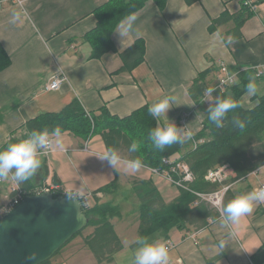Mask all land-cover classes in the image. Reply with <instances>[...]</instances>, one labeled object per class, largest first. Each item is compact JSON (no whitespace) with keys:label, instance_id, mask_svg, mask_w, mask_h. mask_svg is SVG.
<instances>
[{"label":"crops","instance_id":"crops-1","mask_svg":"<svg viewBox=\"0 0 264 264\" xmlns=\"http://www.w3.org/2000/svg\"><path fill=\"white\" fill-rule=\"evenodd\" d=\"M109 1L23 0L19 3L0 0V42L11 56V64L0 71V149L15 134L20 135L30 119L42 113L59 112L75 99L91 114L100 115L106 108L112 115L124 118L145 105L151 106L160 99L174 96L175 104L169 109L168 117L179 126L186 125L195 135L202 130L208 116L207 100H214L213 95L207 96L204 108L199 109L191 97L189 87L200 72L223 61L233 73L252 72L254 80H264V0H254L256 10H250L252 13L241 25L238 36L233 33L236 28L233 17L245 9L243 0H196L192 3L167 0L163 10L149 0L116 26L115 30L135 17L133 31L123 43L114 30L112 38L116 50L97 58L93 57V48L84 38L97 25L96 10ZM14 12L20 13L16 23L11 22ZM224 12L231 17L211 30L213 20ZM138 39L146 43L145 60L130 72H120L121 53ZM256 69L263 70L261 78L255 76ZM61 70L67 74L68 81L59 90H46L48 82ZM220 76L219 71L215 72L209 75V80L215 83ZM254 94L247 92L241 97L245 108L256 106L249 102ZM168 117L160 119L163 123L172 122ZM68 132L71 152L57 151L43 157L41 167L32 176L35 187L53 181L67 190L91 194L115 178L119 182L122 173L139 199L135 190L139 181L153 180L155 183L154 175L148 170L143 169L142 176L140 170L131 174L121 166L116 173L97 158L107 150L101 134L87 140ZM86 141L91 151L81 149ZM58 148L67 147L59 145ZM56 153L62 156L53 157ZM10 175L18 187V181ZM235 181L231 191L236 197L260 186L264 182V169ZM2 183L0 206L10 198L13 186L9 184L3 196ZM117 188L112 191L116 192ZM159 191L166 202L175 199L166 198ZM209 221L201 228L188 223L182 228H172L167 235H155L156 241L175 244L170 249L169 264H256L254 257L264 244V204L235 223H222L221 215ZM112 222L124 244L119 226L122 232L132 228L138 235L139 210L122 212V216L113 218ZM221 241L224 242L222 249L219 247ZM124 248L125 245L115 255V261ZM82 251L60 252L61 258L52 259V263L97 264L94 254ZM84 254L88 262L81 258Z\"/></svg>","mask_w":264,"mask_h":264},{"label":"trees","instance_id":"trees-1","mask_svg":"<svg viewBox=\"0 0 264 264\" xmlns=\"http://www.w3.org/2000/svg\"><path fill=\"white\" fill-rule=\"evenodd\" d=\"M149 0H110L96 10L98 21L96 27L88 32L85 41L93 48V57H100L108 51L116 50L113 42V32L116 26L126 17L144 7ZM163 10L167 0H153ZM196 0H187L192 3ZM243 12L234 16L236 28L233 33L238 36L240 27L252 13L247 7ZM231 16L224 12L219 18L214 19L210 29L214 30L219 24ZM146 43L143 39L136 40L122 53L123 65L120 72H130L145 60ZM11 64V56L0 42V71ZM219 69H206L198 74L189 87V93L199 109L204 108V96L208 88H214L215 83L209 80V75L218 73ZM235 84L225 89H217L213 92L214 100L217 98H231L239 106L229 112L224 126L217 128L208 116L204 120L202 130L192 135V138L183 144H174L163 151L157 149L148 138L151 129L157 126V120L148 113L150 105H145L134 111L131 115L118 118L103 108L100 115L91 114L94 119V129L91 120L80 102L75 99L63 110L54 113H42L30 119L20 135L15 134L0 149L3 151L10 144L28 138L34 131H43L60 127L63 131H71L76 135L86 138L91 132L102 135L107 149L116 148L128 159L141 158L144 164L161 166L165 157H175L186 161L197 176L195 187L201 191H213L217 185L204 180L205 173L220 164L228 163L235 172L233 180L247 176L264 165V96L260 103L253 108H245L241 103V97L247 90V85L252 79V72H241ZM240 121L235 125L233 119ZM160 124L164 123L160 119ZM136 142L140 145L137 152H130L129 146ZM57 181V180H56ZM118 179L115 178L96 192L116 189ZM42 185V184H41ZM39 185V186H41ZM32 177L24 182L18 181V188L13 196L20 195L23 198L33 194L35 188ZM140 199L139 207V238L149 237L153 234L167 235L174 227L195 224L197 228L207 225L210 220L217 219L221 213L205 203L194 205L196 196L184 190H180V196L166 202L153 180H140L135 188ZM61 195L60 193L55 196ZM235 198L232 191H228L224 205ZM95 204L83 208L90 219L89 225L94 229L85 237V243L92 250L97 264H113L115 255L120 252L124 244L119 237L112 219L121 217L122 212L112 202H101L96 196ZM82 233L79 232L78 234ZM138 238V239H139ZM60 251V250H59ZM58 251V252H59ZM57 252V253H58ZM56 253V254H57ZM256 264L264 262V244L254 257ZM42 264H53L52 259Z\"/></svg>","mask_w":264,"mask_h":264},{"label":"clouds","instance_id":"clouds-1","mask_svg":"<svg viewBox=\"0 0 264 264\" xmlns=\"http://www.w3.org/2000/svg\"><path fill=\"white\" fill-rule=\"evenodd\" d=\"M20 20V13L14 12L12 14L11 22L16 23ZM132 21L122 23L115 30L119 33L122 43L128 37L129 33L133 31ZM137 36L139 33H136ZM215 91L213 88H208L206 94L211 97ZM247 91L249 94H253L257 91V85L250 82L247 85ZM176 97L168 96L159 101L153 103L148 108V113L154 119L157 120V126L149 132L148 138L152 144L159 150L163 151L167 147L174 144H183L192 138V131L184 126H179L172 121L167 113L170 108L175 104ZM208 103V119L217 128L224 126V122L233 109L239 105L231 98H217L215 100H207ZM167 116L172 122H165L160 124V118ZM235 125H239L238 119L232 121ZM63 132L60 127L48 131H34L31 135L19 141L18 143L10 144L6 149L0 151V179L7 178L11 173L14 178L19 182L29 180L35 175L38 169L41 167V156L45 150L52 148L53 146H59L62 142ZM140 145L133 142L129 146L130 152H137ZM102 161L114 169L116 173H119L121 166L131 173L138 172L144 163L141 158L134 159L124 158L118 149L109 147L102 155H97ZM69 199L77 198V194L73 192L65 193ZM260 204H264V188L254 189L250 192L240 194L230 200L227 204L223 205L221 209L222 223L229 224L239 221L242 217L251 214L255 207ZM137 248L133 258V264H169L170 249L166 243L159 241H150L148 237H142L136 240ZM219 247H224V242L221 241ZM37 256V252H33L29 255V260H34Z\"/></svg>","mask_w":264,"mask_h":264},{"label":"water","instance_id":"water-1","mask_svg":"<svg viewBox=\"0 0 264 264\" xmlns=\"http://www.w3.org/2000/svg\"><path fill=\"white\" fill-rule=\"evenodd\" d=\"M90 219L79 198L50 191L28 194L0 216V264H42L51 260ZM37 252L34 260L31 253Z\"/></svg>","mask_w":264,"mask_h":264},{"label":"built area","instance_id":"built-area-1","mask_svg":"<svg viewBox=\"0 0 264 264\" xmlns=\"http://www.w3.org/2000/svg\"><path fill=\"white\" fill-rule=\"evenodd\" d=\"M19 3H22L23 0H16ZM244 7H247L251 11L256 10V3L254 0H243ZM217 67L221 76L218 78V82L216 86L213 88L217 89H225L227 86L235 84L239 79V74L241 72L233 73L229 70L227 64L223 61L218 62ZM242 72H244L242 70ZM255 76L257 78H261L263 76V70H255ZM68 81V76L64 71H59L56 73L51 80L48 82L46 86V90H59L61 86ZM213 94V93H212ZM207 94H205L203 100L205 101L207 98ZM89 116L92 124V128L94 129V119L90 112L86 111ZM84 151H91L88 147V141H86L85 145L81 148ZM61 151L64 153L71 152L68 148L59 149L57 146H53L50 149L45 150L42 157H46L54 152ZM144 168L147 169L152 175L159 176L166 180L168 183L177 187L178 190H184L196 196L194 201V205H198L202 202H210L213 206H215L219 212L221 213V209L224 205L225 197L228 191H231L236 183L233 180L235 176V172L232 167L228 164H220L209 169L205 175L204 180L206 182L217 185V188L213 191H201L198 190L196 185L197 176L195 172L192 170L191 166L184 160L177 159L175 157H165L162 159L161 166H152L148 164H144ZM264 169V165L259 167L253 173L262 172ZM3 179H0V185L3 182ZM18 187L12 188V193L17 190ZM264 188V182L258 186L256 189ZM43 191H50L54 195L60 193L61 195H65V193L73 192L77 194V198H79L82 202L83 208L92 206L89 198H91V194H83L78 190H67L63 188L60 184L55 182H45L42 186L35 188V193H41ZM97 194V193H96ZM95 195V194H94ZM66 196V195H65ZM23 199L22 196L17 195L10 197V199L3 205L0 206V216L5 212L9 211L12 207L18 204ZM169 249L175 247V244L168 243Z\"/></svg>","mask_w":264,"mask_h":264},{"label":"rangeland","instance_id":"rangeland-1","mask_svg":"<svg viewBox=\"0 0 264 264\" xmlns=\"http://www.w3.org/2000/svg\"><path fill=\"white\" fill-rule=\"evenodd\" d=\"M262 79L254 80L252 78L250 80V82L255 83L257 85V87L259 88V91L257 88V91L255 92L254 96H251L249 99V102L250 103L253 102L254 106L257 105V103H260L261 96H264V80H262ZM247 92L248 91L246 90V92L244 94H246ZM96 134H99V133L91 132L85 139L89 140L91 137L95 136ZM60 146L72 148V142L70 141V133L68 131H63L62 142H61ZM91 147H94V145H91ZM121 154H123V155L127 154L128 155V153H124V152H122ZM58 156H62V154H57V155H54L53 157H58ZM81 156L86 157L84 155H81ZM40 158L42 159L43 157H40ZM95 158H93V159H95ZM104 163L107 165L106 162H104ZM143 169L147 170L144 167H142L140 169L139 174L142 176H143V173L145 172ZM68 172H69V170H68ZM54 177L55 176H53L51 180H54ZM124 177L125 176L122 173H121V175L119 174V182L118 183H120V184H118L119 187L117 188L116 192L112 191V188H111L110 191H107V193L103 192V191L96 192L97 193L96 196L100 197V195H101V197H100L101 200L105 201V202L108 200L112 201L114 205H118L117 207L119 209H121L123 214L127 210H128V212L129 211L131 212V210H134L137 212L139 210V207H140V199H138L135 196V192L132 191L130 183L129 182L126 183ZM153 177H154L155 183L157 184V186L159 187V189L162 191L163 195H165L166 198L170 197L172 199H174V198L176 199L177 197L180 196L181 191L178 190L177 187H174L173 185H171L170 183H168L166 180H164L163 178H161L159 176L154 175ZM70 179H73V177L71 175H70ZM127 180L130 181L131 179H127ZM51 182H53V181H50L49 183H51ZM3 183H4V185H3V188L1 187V190H2L1 195H3V196L6 195L9 184H10L9 187H11L12 186L11 184H13V186L11 187V193H12V188L15 187V185H14L15 182H14V179L11 177L10 174L7 178H4ZM12 196H13V193L10 195V197H12ZM96 196L93 193L91 194V196H90L91 198H89V200L92 204H95ZM202 203H205V204L209 205L210 207L214 208L215 210L219 211L210 202L206 201V202H202ZM139 212H140V210H139ZM134 218L135 217H131V219H134ZM93 229L94 228L92 226H87L86 228H84L82 230V233L76 234L74 237H72L68 241V243L65 244L61 248V250L52 259L53 260H55V258L59 259V258H61L60 252L65 254V253L69 252L70 250H71V252L72 251L76 252V251H81V250L84 251L85 250V252H89L90 254L93 255L92 250L85 243V236L87 234H89L90 232H92ZM119 231L123 235V239H124L123 241H124L125 248L120 254H118L116 256V261L114 264H133V258H134V254H135V251L137 248V244H136V240L138 239L137 231H133L132 228H129L126 232H122L120 226H119ZM148 238L150 239V241H156L157 240L155 238V234L149 236ZM93 257H94V255H93ZM93 257H91V258H93ZM81 258L86 262H88V260H89L85 254L82 255Z\"/></svg>","mask_w":264,"mask_h":264}]
</instances>
